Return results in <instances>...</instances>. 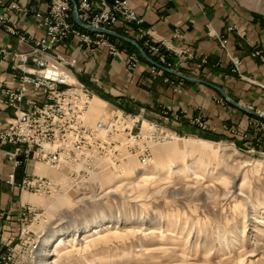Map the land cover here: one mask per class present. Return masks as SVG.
<instances>
[{"label":"built area","instance_id":"built-area-1","mask_svg":"<svg viewBox=\"0 0 264 264\" xmlns=\"http://www.w3.org/2000/svg\"><path fill=\"white\" fill-rule=\"evenodd\" d=\"M33 1L38 6L44 4V0ZM45 4L46 8L41 9L20 0H0V27L22 44L29 45L28 49L0 46V67L5 63L11 76L10 80L0 76V148L11 168L6 183L12 189L54 196L84 185L95 174L119 171L132 157L142 165H149L156 145L172 142L180 136L164 122L149 119L144 109L126 112L115 108L106 117L93 121L89 110L94 94L74 72L84 49L92 54L105 49L113 57L125 54L126 67L134 73L142 62L141 54L121 48L111 34L105 32H114L123 24V34L156 58L151 65L154 76H163L168 71L180 74L174 57L186 62L196 54L144 28V19L130 0H45ZM30 15L44 30L43 37H34L19 25L20 18ZM75 16L84 27L76 22ZM179 36L176 31L174 38ZM73 42L77 44V53L68 56L59 51L61 45L70 47ZM228 42L227 38H221L223 47H227ZM251 56L264 64V48H255ZM231 59L232 72L246 78L240 71L241 59ZM203 61L206 62V57ZM92 78L100 81L95 74ZM8 110H12L13 115L2 119L1 115ZM171 110L162 107L165 120L171 119ZM205 117L200 111L188 121L206 128ZM255 125V147L248 151L263 152L264 114L259 115ZM232 133L250 139L247 131L234 128ZM29 163H33V170L25 171L22 178H18L19 169ZM38 164L59 172L63 179L39 174ZM40 216L33 203L21 201L20 233L16 242H6L0 264H9L21 243L36 242L37 234L31 226Z\"/></svg>","mask_w":264,"mask_h":264},{"label":"rangeland","instance_id":"rangeland-1","mask_svg":"<svg viewBox=\"0 0 264 264\" xmlns=\"http://www.w3.org/2000/svg\"><path fill=\"white\" fill-rule=\"evenodd\" d=\"M236 1L264 16V0ZM179 134L149 165L132 157L67 193H29L36 242L9 264H264V151Z\"/></svg>","mask_w":264,"mask_h":264},{"label":"crops","instance_id":"crops-1","mask_svg":"<svg viewBox=\"0 0 264 264\" xmlns=\"http://www.w3.org/2000/svg\"><path fill=\"white\" fill-rule=\"evenodd\" d=\"M20 1L46 8L45 0L39 6L33 0ZM130 3L144 19V28L172 40L178 47L193 51L196 57L186 62L174 57L178 63L175 68L180 74L168 71L163 76H154L151 65L156 58L150 54L145 57L137 45L127 40L121 24L113 32L115 34H111L112 39L126 51L140 53L142 62L134 73H130L125 54L113 57L105 49L96 54L89 49L80 53L74 72L91 89L93 99L102 102L100 116L93 111L91 116L106 117L115 108L126 112L144 109L150 119H158L183 134L200 137L206 133L217 141L234 140L239 148L255 147L253 122L259 117L257 113H264V64L253 58L251 52L255 48H264V16L236 0H130ZM18 23L34 37L44 36V30L33 15L20 18ZM176 31L180 35L178 38H174ZM221 38L229 40L227 47H223ZM3 45L13 49L29 48L0 27V46ZM59 51L71 56L78 52L77 44L61 45ZM205 57L206 62L203 61ZM231 57L241 59L240 71L246 78L232 72ZM5 68L3 63L0 76L10 80V73ZM92 74L100 81L96 82ZM162 107L172 109L170 120L164 119ZM200 111L205 113L206 128L188 121ZM10 115H13L12 110L4 112L1 118ZM234 128L249 132L250 139L235 136ZM33 166L29 163L19 169L18 178H22L25 171L31 172ZM10 169L0 148V255L6 250V242H13L19 234L21 201L32 199L29 193H20L6 183ZM40 170L38 166L39 174Z\"/></svg>","mask_w":264,"mask_h":264},{"label":"bare ground","instance_id":"bare-ground-1","mask_svg":"<svg viewBox=\"0 0 264 264\" xmlns=\"http://www.w3.org/2000/svg\"><path fill=\"white\" fill-rule=\"evenodd\" d=\"M98 103H99V106H98ZM102 102L98 99H93L92 103H91V106H90V110H89V114H90V118H92L93 116H91V112L93 111L95 115H100L101 112L103 111V108L100 106ZM178 140L182 141L183 138H179L178 137ZM200 141H206V140H203V139H199ZM176 148L177 149H181L182 148V145L181 144H178L176 145ZM178 153V151H177ZM131 159V158H130ZM40 174H52L53 173V170H50V169H46V168H43V167H40ZM52 178V177H51Z\"/></svg>","mask_w":264,"mask_h":264},{"label":"water","instance_id":"water-1","mask_svg":"<svg viewBox=\"0 0 264 264\" xmlns=\"http://www.w3.org/2000/svg\"><path fill=\"white\" fill-rule=\"evenodd\" d=\"M75 20H76V22L79 24V25H81V26H85L84 25V23H82L78 18H77V16H75ZM105 32H108V33H110V34H115V33H113V32H109V31H105ZM127 40H129V41H131V42H133L135 45H137L138 46V48H139V50L141 51V53L145 56V57H147L148 58V54L146 53V51L136 42V41H134V40H132V39H130V38H126ZM258 115H260V113H257Z\"/></svg>","mask_w":264,"mask_h":264},{"label":"trees","instance_id":"trees-1","mask_svg":"<svg viewBox=\"0 0 264 264\" xmlns=\"http://www.w3.org/2000/svg\"><path fill=\"white\" fill-rule=\"evenodd\" d=\"M200 137L205 138V139H210V140H216V141L218 140V139H214V138H212L211 135L206 134V133H204V134H200Z\"/></svg>","mask_w":264,"mask_h":264}]
</instances>
